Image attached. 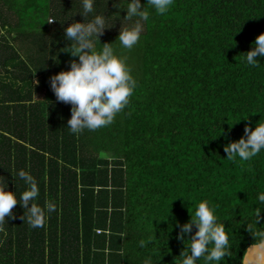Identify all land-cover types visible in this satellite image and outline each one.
<instances>
[{"label": "trees", "instance_id": "1", "mask_svg": "<svg viewBox=\"0 0 264 264\" xmlns=\"http://www.w3.org/2000/svg\"><path fill=\"white\" fill-rule=\"evenodd\" d=\"M81 11L82 0H0V186L19 199L26 186L11 173L23 169L40 189L35 203L56 204L39 228L13 208L0 264H182L175 225L202 200L230 236L224 264H239L248 227L264 230V211L255 223L264 151L228 160L224 145L264 123V57L244 62L264 33V0H174L143 22L132 49L117 38L136 18L96 0L87 20L106 15L100 42L113 43L137 88L112 124L75 135L50 78L69 70L64 29L83 22Z\"/></svg>", "mask_w": 264, "mask_h": 264}, {"label": "clouds", "instance_id": "2", "mask_svg": "<svg viewBox=\"0 0 264 264\" xmlns=\"http://www.w3.org/2000/svg\"><path fill=\"white\" fill-rule=\"evenodd\" d=\"M96 0H82V11L78 12L83 22H72L64 29V38L70 42V50L74 57L67 71H60L50 78V86L60 102L71 105V117L66 127L72 134L79 135L85 130L95 131L106 127L114 121L117 114L122 112L130 102L137 88V81L132 76L126 60L115 54L112 44L101 43L106 24V15H95L87 20L94 12ZM113 7L126 12L125 19L133 20V25L119 31L118 40L125 49H132L140 40L144 23L150 19L154 11L157 15H165L174 4V0H112ZM87 20V22H85ZM54 20H49L51 22ZM103 47L95 48L96 42ZM244 62L248 66H259L257 57H264V33L258 35L250 51L244 53ZM78 58V59H77ZM264 151V123H256L255 128L246 125L244 135L236 141L224 145L228 160L239 158L249 161ZM17 176L26 186L17 199L16 191L6 190L8 182L0 186V226L8 219H14L13 208L19 204L24 213L27 210V221L31 228L43 227L47 216L56 211V204L46 201L43 207L35 203L40 196V189L34 177L21 169ZM257 214L255 223L258 224L260 213L264 211V192H258L255 197ZM31 205V206H29ZM190 220L177 224V238L186 245L180 256L182 264H197L203 258L205 264H224L226 258H231L232 244L226 227L219 222L215 206L208 200H202L190 211ZM24 216V215H23ZM196 231L193 233V228ZM253 240L239 264H264V230L248 227ZM0 231L3 228L0 227ZM185 236H189L185 239ZM185 241H188L186 244Z\"/></svg>", "mask_w": 264, "mask_h": 264}, {"label": "rangeland", "instance_id": "3", "mask_svg": "<svg viewBox=\"0 0 264 264\" xmlns=\"http://www.w3.org/2000/svg\"><path fill=\"white\" fill-rule=\"evenodd\" d=\"M49 24H50V27H51V29L53 28V26H54V23H52V22H49Z\"/></svg>", "mask_w": 264, "mask_h": 264}]
</instances>
